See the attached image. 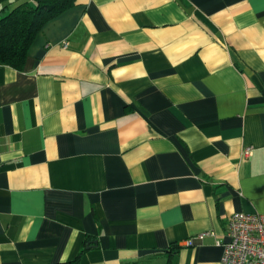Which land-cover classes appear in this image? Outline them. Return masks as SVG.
<instances>
[{"label": "crops", "instance_id": "crops-1", "mask_svg": "<svg viewBox=\"0 0 264 264\" xmlns=\"http://www.w3.org/2000/svg\"><path fill=\"white\" fill-rule=\"evenodd\" d=\"M234 212L264 213V0H74L0 62V264H219Z\"/></svg>", "mask_w": 264, "mask_h": 264}, {"label": "trees", "instance_id": "trees-1", "mask_svg": "<svg viewBox=\"0 0 264 264\" xmlns=\"http://www.w3.org/2000/svg\"><path fill=\"white\" fill-rule=\"evenodd\" d=\"M12 1L0 0V62L20 69L41 28L72 7L74 0L24 1L9 9ZM78 259L53 264H77Z\"/></svg>", "mask_w": 264, "mask_h": 264}, {"label": "built area", "instance_id": "built-area-1", "mask_svg": "<svg viewBox=\"0 0 264 264\" xmlns=\"http://www.w3.org/2000/svg\"><path fill=\"white\" fill-rule=\"evenodd\" d=\"M251 153L250 148L244 155ZM227 240L219 264H264V213L234 212L227 220Z\"/></svg>", "mask_w": 264, "mask_h": 264}]
</instances>
